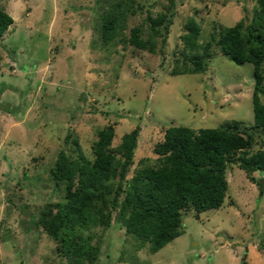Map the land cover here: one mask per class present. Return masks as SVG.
Returning a JSON list of instances; mask_svg holds the SVG:
<instances>
[{
    "label": "rangeland",
    "instance_id": "obj_1",
    "mask_svg": "<svg viewBox=\"0 0 264 264\" xmlns=\"http://www.w3.org/2000/svg\"><path fill=\"white\" fill-rule=\"evenodd\" d=\"M110 1L0 0L12 18L0 37V264H65L35 222L45 203L64 200L63 185L48 178V169L61 147L76 160L79 153L92 158L91 143L107 125L114 135L106 147L113 150L135 126L138 135L113 206L117 180L110 181L106 224H96L95 216L76 224V233L98 247L97 264H237L243 254L248 264H264V251L257 249L264 191L259 196L234 163L225 170L223 206L184 212L182 234L155 252L145 239L126 233L118 217L137 160L154 157L162 126L215 127L235 119L251 126V152L264 151V135L253 126L251 64H235L211 44L202 72H169L190 21L203 44L212 26L250 18L255 0H131L135 13L125 16L119 37L105 45L96 27ZM147 13L171 15L159 53L121 41L131 26L145 29ZM261 87L264 103V77ZM251 175L264 186V171Z\"/></svg>",
    "mask_w": 264,
    "mask_h": 264
},
{
    "label": "trees",
    "instance_id": "obj_2",
    "mask_svg": "<svg viewBox=\"0 0 264 264\" xmlns=\"http://www.w3.org/2000/svg\"><path fill=\"white\" fill-rule=\"evenodd\" d=\"M135 8L131 0H111L101 7L96 27L100 43L114 42L125 16L134 14ZM170 17V14L153 17L147 13L145 29L142 25H133L121 41L137 50L159 53ZM11 23V16L0 7V37ZM187 26L181 35L183 50L178 52L170 74L202 72L211 44L231 62L251 64L253 126L264 135V103L259 100L264 77V0L254 1L250 18L242 17L233 25L218 29L212 26L203 44L196 40L199 34L196 23L190 21ZM161 129V138L152 147L154 157L137 160L122 192L118 211L124 231L149 242L151 252L182 234L184 212L193 209L198 214L223 206L228 164L234 163L245 172L248 180L255 183L259 196L264 191L260 179L251 175L254 171H264V151L251 152L250 125L233 119L215 127L169 124ZM113 135L111 125L97 130V138L90 147L92 158L79 153L76 160L61 147L48 169V178L55 185H63L64 200L45 203L35 222L55 242V251L65 259V264H97L98 247L76 233V224L93 222L94 216L96 224H106L108 214L103 213L107 206L106 193L112 186L110 181L116 179L110 200L113 206L132 160L138 126L121 135L117 150L106 147ZM74 179L76 185L72 188ZM261 235L257 249L264 251V232ZM237 264H248L244 254Z\"/></svg>",
    "mask_w": 264,
    "mask_h": 264
}]
</instances>
